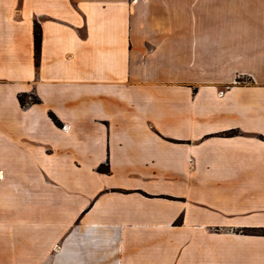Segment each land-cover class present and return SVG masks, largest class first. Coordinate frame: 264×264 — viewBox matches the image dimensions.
Masks as SVG:
<instances>
[{
    "label": "crops",
    "instance_id": "1",
    "mask_svg": "<svg viewBox=\"0 0 264 264\" xmlns=\"http://www.w3.org/2000/svg\"><path fill=\"white\" fill-rule=\"evenodd\" d=\"M0 179V264H264V0H0Z\"/></svg>",
    "mask_w": 264,
    "mask_h": 264
},
{
    "label": "trees",
    "instance_id": "2",
    "mask_svg": "<svg viewBox=\"0 0 264 264\" xmlns=\"http://www.w3.org/2000/svg\"><path fill=\"white\" fill-rule=\"evenodd\" d=\"M33 38H34V56H35V63L37 65L40 55V42H41V31L37 24L34 25L33 30ZM19 102L23 106V99L22 96L19 97ZM33 103H37V100H35ZM52 120L57 123L56 119L52 117ZM97 171L99 173H108V166L106 165H100L97 168ZM246 235H252V236H264V230H248L244 231Z\"/></svg>",
    "mask_w": 264,
    "mask_h": 264
},
{
    "label": "rangeland",
    "instance_id": "3",
    "mask_svg": "<svg viewBox=\"0 0 264 264\" xmlns=\"http://www.w3.org/2000/svg\"><path fill=\"white\" fill-rule=\"evenodd\" d=\"M22 96V99H23V106L21 105V107H25L27 103H31V104H35L33 103L35 100H37L35 97L31 96V95H19L18 96V101H19V97ZM20 103V102H19ZM53 116H51L52 118ZM54 122V121H53ZM11 181H15V180H11ZM6 183L8 184V181H6ZM7 184L4 183V180L3 179H0V222L3 218V210H2V190H3V187L6 186ZM14 187V186H12Z\"/></svg>",
    "mask_w": 264,
    "mask_h": 264
}]
</instances>
